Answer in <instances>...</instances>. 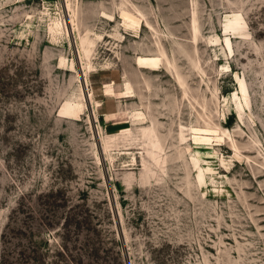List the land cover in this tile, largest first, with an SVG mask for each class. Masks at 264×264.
Listing matches in <instances>:
<instances>
[{
    "label": "rangeland",
    "instance_id": "1",
    "mask_svg": "<svg viewBox=\"0 0 264 264\" xmlns=\"http://www.w3.org/2000/svg\"><path fill=\"white\" fill-rule=\"evenodd\" d=\"M0 264H264V0H0Z\"/></svg>",
    "mask_w": 264,
    "mask_h": 264
},
{
    "label": "bare ground",
    "instance_id": "2",
    "mask_svg": "<svg viewBox=\"0 0 264 264\" xmlns=\"http://www.w3.org/2000/svg\"><path fill=\"white\" fill-rule=\"evenodd\" d=\"M123 18L125 19L126 27L127 28L128 27H132V23L134 22L133 18H131L126 12L123 13ZM59 22H60V20H59ZM59 22L54 24L52 27H53V30L60 32V30L62 29V24L59 23ZM229 22L230 23H235L236 22V16H233L232 19L229 18ZM81 42H82V48H83L84 55H85V57L87 59H89L90 56L93 54V51H94L95 47L97 46L96 45V40L91 38L90 32H85V35L83 37H81ZM227 42L229 43V41H227ZM162 57H144V56H139L137 58L136 62H137V65H138L139 68L147 69V70H151V71H156V70H158L161 67V65L163 63V58ZM133 117L141 119L143 117V114L142 113H134Z\"/></svg>",
    "mask_w": 264,
    "mask_h": 264
},
{
    "label": "crops",
    "instance_id": "3",
    "mask_svg": "<svg viewBox=\"0 0 264 264\" xmlns=\"http://www.w3.org/2000/svg\"><path fill=\"white\" fill-rule=\"evenodd\" d=\"M112 83H115V82H112ZM116 84V83H115ZM115 93V95H116V87H113V94ZM109 95V96H107V95H105V97H113L114 95ZM115 98H117V97H115ZM100 103H101V106L104 104V101H102V100H100ZM117 106H118V109H117V111H113V109H110V111L109 112H107V113H105V119L107 118V117H111V116H115L114 118H112V119H109V120H107L106 119V121H108V122H110V121H113V120H116L117 118H118V115H119V99L117 98Z\"/></svg>",
    "mask_w": 264,
    "mask_h": 264
}]
</instances>
